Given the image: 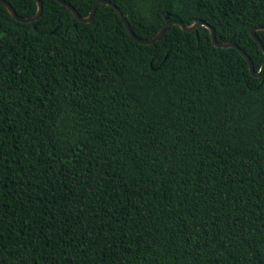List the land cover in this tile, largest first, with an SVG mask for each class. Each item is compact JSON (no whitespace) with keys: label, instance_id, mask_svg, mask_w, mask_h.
<instances>
[{"label":"trees","instance_id":"obj_1","mask_svg":"<svg viewBox=\"0 0 264 264\" xmlns=\"http://www.w3.org/2000/svg\"><path fill=\"white\" fill-rule=\"evenodd\" d=\"M41 1L0 2V264H264V74L203 26L143 45L108 5ZM106 1L264 64V0Z\"/></svg>","mask_w":264,"mask_h":264},{"label":"water","instance_id":"obj_2","mask_svg":"<svg viewBox=\"0 0 264 264\" xmlns=\"http://www.w3.org/2000/svg\"><path fill=\"white\" fill-rule=\"evenodd\" d=\"M61 5L68 7L71 12L74 14V16L83 23H91L94 18H95V14L97 12V9L99 6L101 5H108L110 7H112L113 9L116 10V12L119 14V16L122 18L128 32L130 33V35L139 43L143 44V45H153L156 42H158L163 35L166 33L168 27L170 26H179L182 30H184L185 32L191 33L193 31L198 30L200 27H206L208 30H210L211 34H212V41L214 43V45L218 48H235L237 49L243 56L244 58L247 60V62L249 63L250 66V71L252 73L253 76H255L256 78H260L262 77V75L264 74V64L261 68V70L259 72L256 71L254 63L252 61V59L250 58V56L238 45L235 43H231V42H219L216 36V30L213 26H211L210 24L206 23L205 21L202 20H196L192 25H186L184 22L180 21V20H170V16L166 17L167 23L163 26V28L161 29V31L151 40H143L140 39L136 36V34L134 33L128 19L126 18V16L122 13V11L112 2L110 1H106V0H102L100 2H98L96 4V6L93 8L91 14L89 17H82L77 10L69 3L63 1V0H57ZM1 3H3L6 8L8 9V11L10 12V14L19 22L24 23V24H29L32 22H36L38 21L41 16L43 15L44 12V7H43V2L41 0H36L37 4H38V12L35 16L30 17V18H24L18 15V13L16 12V10L13 8V6L7 2L6 0H0ZM38 25L35 26V29H37ZM260 30H264V26L261 27H257L255 29L252 30L251 35L254 38V40L259 44V46L262 48L263 52H264V45L262 43V41L260 40V38L257 35V31Z\"/></svg>","mask_w":264,"mask_h":264},{"label":"snow or ice","instance_id":"obj_3","mask_svg":"<svg viewBox=\"0 0 264 264\" xmlns=\"http://www.w3.org/2000/svg\"><path fill=\"white\" fill-rule=\"evenodd\" d=\"M176 2H177V3H182V2H183V0H176Z\"/></svg>","mask_w":264,"mask_h":264}]
</instances>
